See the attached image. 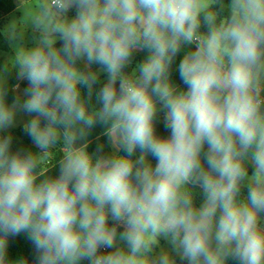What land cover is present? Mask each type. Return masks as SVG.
<instances>
[{"label":"clouds","instance_id":"1","mask_svg":"<svg viewBox=\"0 0 264 264\" xmlns=\"http://www.w3.org/2000/svg\"><path fill=\"white\" fill-rule=\"evenodd\" d=\"M20 8L7 30L18 41L10 67L30 86L22 104L8 105L0 79V131L18 107L35 114L24 128L40 152L10 154L11 136L0 138V264H10L7 236L21 232L38 264H175L155 252L161 237L188 264H264V0H21ZM29 28L39 33L33 47L23 43ZM193 43L179 64L187 90H178L170 67ZM93 64L108 73L98 111L81 98L97 82ZM158 102L167 138L155 132ZM97 122L109 125L117 151L94 158L86 137ZM57 153L60 173L46 175Z\"/></svg>","mask_w":264,"mask_h":264},{"label":"trees","instance_id":"2","mask_svg":"<svg viewBox=\"0 0 264 264\" xmlns=\"http://www.w3.org/2000/svg\"><path fill=\"white\" fill-rule=\"evenodd\" d=\"M17 8L16 0H0V22L3 21L9 14L15 11ZM76 10V12H74ZM72 13V10H71ZM73 13H77V9L74 7ZM70 15V12L67 13ZM201 31H206V28L202 26ZM62 41L56 43V47L59 48L62 46ZM196 45L193 43L191 45L185 44L182 45L181 51L175 57L171 67H170V80L177 87L178 90H187V85L182 81L179 74V64L182 60L183 56L189 52L194 51ZM12 48L10 46V42L8 38L3 34L0 29V79L4 82L5 87V100L8 105H12L17 100V94L15 91V86H20L23 90L28 88L29 81L27 79H22L19 77L16 70L10 67V62H5V55L11 54ZM148 52L147 50L135 52L131 59V63L127 65L123 71L126 74H131L133 70L137 69L138 65L142 64L143 61L147 58ZM78 66L83 68V65L80 62H77ZM91 70L98 72V79L96 84L92 88L91 97L88 96L87 87H81V98L87 101L89 111L96 110L98 111L102 107V103L98 99V93L100 89L103 87L104 83L107 81L108 73L100 74L102 70L101 65L93 64L91 65ZM139 75V72L136 73ZM26 99V96L21 99L23 103ZM157 108L159 109L158 114L155 119V132L159 137L167 138L171 134V130L165 127V114L166 109L162 107V105L158 102ZM35 114H31V119ZM46 123L45 120H41V125L43 126ZM109 125L102 124L97 122L96 125L90 129L88 136L86 137L88 143L87 151L95 157H99L101 155L112 154L114 152V146L112 144L111 139L105 134ZM11 136V144H10V154H16L19 152L21 155L26 154L28 152L39 153L40 149L36 147L32 138L25 131L24 126H18L12 128L7 131H0V138ZM60 147V145H58ZM204 151H207V145H205ZM120 155H127L123 148L119 149ZM60 153H57L56 157L52 162V167L49 168L46 175L56 177L60 173L59 168V159L61 158ZM141 155V149L138 147L135 150V153L132 156L133 160H136ZM150 163L155 166L158 162L155 157L148 153ZM203 162V161H202ZM253 166L249 163L248 165V174L252 175ZM195 205L199 207L203 203V193L199 189V187H195ZM248 193L247 187H243L241 189L240 199H245ZM261 218H264V212L260 213ZM114 223V222H113ZM113 223H109V226H112ZM117 230L121 233L123 232V228L118 226ZM0 235H3L0 233ZM124 246L120 245L119 247ZM112 249L101 248L99 252L106 253L111 251ZM38 253L35 249L33 242L29 239V234L27 232H21L18 235L7 236V251H6V260L10 262V264H15L17 261H23L24 264H38ZM179 264H188L185 261L179 260ZM80 264H90L88 260L81 261ZM227 264H239V262L235 259H229Z\"/></svg>","mask_w":264,"mask_h":264},{"label":"rangeland","instance_id":"3","mask_svg":"<svg viewBox=\"0 0 264 264\" xmlns=\"http://www.w3.org/2000/svg\"><path fill=\"white\" fill-rule=\"evenodd\" d=\"M16 3H17V8L15 11H13L11 14H9L3 21L0 22V29L1 31L3 32V34L8 38L7 36V30L9 28V26L14 22V21H17L19 19H21L22 15H23V12L20 8V4H21V0H16ZM76 12V11H75ZM76 14V13H75ZM75 15H70V16H67V18L69 20H71L72 18H74ZM39 38V33L38 32H35L33 31L31 28H29L25 34V39L23 41V43L27 46V47H33L35 46L37 40ZM9 42H10V46L12 48V53L11 54H7L5 55V62H10L11 58L15 55V45L18 43V41H13V40H10L8 38ZM60 40L57 39V43L59 42ZM138 72V71H137ZM136 72V73H137ZM104 71H101L100 74H103ZM15 91H17V94L20 95V90H19V87L17 89H15ZM19 103L22 104V102L19 100ZM31 120V114L29 113H26L24 112L22 109H20L19 107L16 109V114H15V117H14V122L11 126H9L8 128L4 129L3 131H7V130H10L12 128H15V127H18V126H24L26 123H28L29 121ZM117 151V148L114 147V152ZM146 160L148 163H150L149 161V157L147 155L146 157ZM251 164V162H249ZM151 164V163H150ZM152 165V164H151ZM152 167L154 168L155 166L152 165ZM264 221V219H263ZM113 223L111 217L109 216V223ZM122 227V226H120ZM123 228V227H122ZM118 234L120 233L118 230H117ZM120 245H124L123 242H121L119 240V238H117V244L116 246L119 247ZM125 246V245H124ZM161 250H164V251H168L174 261H175V264H179V260H181L180 256L177 255L176 251L174 250L173 248V245L168 241L166 240L165 238L161 237L159 238V245L158 247L155 249V252L156 253H159ZM182 261H185L187 262V260H182ZM188 263V262H187Z\"/></svg>","mask_w":264,"mask_h":264},{"label":"crops","instance_id":"4","mask_svg":"<svg viewBox=\"0 0 264 264\" xmlns=\"http://www.w3.org/2000/svg\"><path fill=\"white\" fill-rule=\"evenodd\" d=\"M73 9H74V7H72L68 12H70V15H76L75 13H73ZM71 10H72V13H71ZM76 10H74V12H75ZM67 15V14H66ZM70 15H67V16H70ZM101 71H103V70H101ZM100 71V72H101ZM105 73V72H104ZM103 73V74H104ZM19 87V90H20V95L19 94H17V91H16V94H17V97L19 98V100L21 101V99L24 97V95H25V92H24V90L20 87V86H18ZM263 219L264 218H261V221H262V226H264V221H263Z\"/></svg>","mask_w":264,"mask_h":264},{"label":"built area","instance_id":"5","mask_svg":"<svg viewBox=\"0 0 264 264\" xmlns=\"http://www.w3.org/2000/svg\"><path fill=\"white\" fill-rule=\"evenodd\" d=\"M195 44V43H194ZM18 88V86H15V89H17Z\"/></svg>","mask_w":264,"mask_h":264}]
</instances>
